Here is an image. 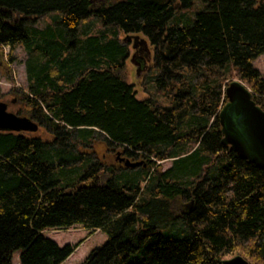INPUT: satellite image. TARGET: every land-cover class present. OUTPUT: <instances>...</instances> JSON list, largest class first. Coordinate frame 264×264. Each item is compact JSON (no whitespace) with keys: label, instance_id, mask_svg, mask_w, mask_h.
Instances as JSON below:
<instances>
[{"label":"trees","instance_id":"16d2710c","mask_svg":"<svg viewBox=\"0 0 264 264\" xmlns=\"http://www.w3.org/2000/svg\"><path fill=\"white\" fill-rule=\"evenodd\" d=\"M200 1L192 17L196 0H0V49L27 55L15 95L54 139L0 131V264L64 263L84 241L43 232L75 226L108 236L82 264H221L246 245L264 262V169L224 144L219 120L233 78L264 110V0ZM94 17L114 36L80 38ZM119 31L148 39L168 105L137 98ZM94 142L142 164L94 161L81 151Z\"/></svg>","mask_w":264,"mask_h":264},{"label":"rangeland","instance_id":"374dc122","mask_svg":"<svg viewBox=\"0 0 264 264\" xmlns=\"http://www.w3.org/2000/svg\"><path fill=\"white\" fill-rule=\"evenodd\" d=\"M203 2L196 0L193 8L188 11H184L187 15L195 17L197 13L204 9ZM60 19V15L56 12L50 13L42 17L36 24L39 29L46 28L48 25L55 24ZM174 23V21L172 22ZM116 32L114 27H106L98 18H89L83 21L79 27L78 36L80 38H86L87 36L100 35L102 33L108 34L109 36H114ZM118 38L129 48V58L126 63V75L127 80L130 84H134L136 89L137 98L139 100H145L147 98H152L164 105H168V97L170 94L174 93L170 87L164 88L163 90H158L152 81L155 78L157 71L153 63L154 51L149 44L148 39L144 35H131L125 36L122 32H117ZM144 41V42H143ZM136 42H142V44H135ZM145 46V48H144ZM141 47L144 48L141 55L145 56V59H140L135 56L137 49ZM10 48L5 47L0 49V102H5L8 104V111L14 113L21 117H28L26 115L27 110L22 104L20 99L15 95L17 92L25 91L27 88V70H26V59L27 55L22 46L16 48L12 57L9 56ZM255 68L264 76V54L258 57L254 62ZM232 80H240L233 78ZM35 123L37 121L33 120ZM38 124V123H37ZM36 136L47 140L53 141V136L48 133L45 129L39 128V131L34 133ZM103 144H96L95 142L91 147H86L81 150L82 152L92 153L94 161L103 163L106 165H112L113 163H120L118 159V153L123 156L122 150H108ZM82 149V148H81ZM126 157V156H125ZM128 158V157H127ZM130 159V158H129ZM131 160V159H130ZM143 159H136L132 162H139ZM125 165L124 163H120ZM162 167V171H166L172 167L173 161L164 160L159 163ZM43 235L47 238L54 240L60 247H64L67 244L76 245L77 243L84 241L78 249L62 264H82L84 260L90 255V253L97 247L104 245L108 240V236L101 231L90 232L85 230L81 226H75L67 230L60 229H48L43 232ZM250 247V245L248 246ZM247 245L243 247L237 254H228L224 259H231L236 255L243 256L248 260L249 264H264L263 261L254 257L247 255L248 251ZM19 255L17 252L13 255V264H19ZM74 255L76 260H71L70 258Z\"/></svg>","mask_w":264,"mask_h":264},{"label":"water","instance_id":"95a60500","mask_svg":"<svg viewBox=\"0 0 264 264\" xmlns=\"http://www.w3.org/2000/svg\"><path fill=\"white\" fill-rule=\"evenodd\" d=\"M144 42V41H143ZM142 44V42L135 44ZM145 47V46H144ZM225 90L228 102L220 110L219 120L224 144L234 148L238 156L264 169V110L252 98V91L241 81L232 80ZM39 125L27 117L8 111V104L0 102V131L36 133ZM120 163L135 169L141 162L121 157ZM221 264H249L241 255L223 259Z\"/></svg>","mask_w":264,"mask_h":264},{"label":"flooded vegetation","instance_id":"af4514ba","mask_svg":"<svg viewBox=\"0 0 264 264\" xmlns=\"http://www.w3.org/2000/svg\"><path fill=\"white\" fill-rule=\"evenodd\" d=\"M143 50H144V48H141V47H139L138 49H137V51H136V54H135V56H137V57H139L140 59H145V56L143 55H141V52H143ZM40 128V127H39ZM38 132V131H37Z\"/></svg>","mask_w":264,"mask_h":264},{"label":"bare ground","instance_id":"6f19581e","mask_svg":"<svg viewBox=\"0 0 264 264\" xmlns=\"http://www.w3.org/2000/svg\"><path fill=\"white\" fill-rule=\"evenodd\" d=\"M76 256H77V255H74V256H72L70 259H71V260H76Z\"/></svg>","mask_w":264,"mask_h":264}]
</instances>
